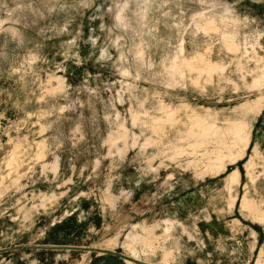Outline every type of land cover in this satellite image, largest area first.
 <instances>
[{"label":"rangeland","instance_id":"obj_1","mask_svg":"<svg viewBox=\"0 0 264 264\" xmlns=\"http://www.w3.org/2000/svg\"><path fill=\"white\" fill-rule=\"evenodd\" d=\"M263 99L264 0H0V264H264Z\"/></svg>","mask_w":264,"mask_h":264},{"label":"trees","instance_id":"obj_2","mask_svg":"<svg viewBox=\"0 0 264 264\" xmlns=\"http://www.w3.org/2000/svg\"><path fill=\"white\" fill-rule=\"evenodd\" d=\"M109 257H110L112 260L115 258L114 256H111V255H110V256H108V258H109Z\"/></svg>","mask_w":264,"mask_h":264},{"label":"bare ground","instance_id":"obj_3","mask_svg":"<svg viewBox=\"0 0 264 264\" xmlns=\"http://www.w3.org/2000/svg\"><path fill=\"white\" fill-rule=\"evenodd\" d=\"M262 101H264V99H263ZM262 101H261V102H262ZM262 103H263V102H262Z\"/></svg>","mask_w":264,"mask_h":264}]
</instances>
